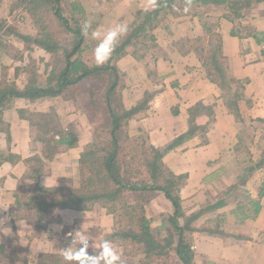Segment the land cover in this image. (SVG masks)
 <instances>
[{"label":"crops","instance_id":"0c3cea01","mask_svg":"<svg viewBox=\"0 0 264 264\" xmlns=\"http://www.w3.org/2000/svg\"><path fill=\"white\" fill-rule=\"evenodd\" d=\"M110 1L117 5H123L122 0ZM134 2L126 0L125 5L121 7L124 8V14L129 13V6L132 7ZM140 2L143 1L140 0ZM257 6L264 8V3L257 4ZM258 15H262V13L259 12ZM258 15L252 16L254 18L252 22L244 21L245 19L251 20V16L234 22L221 20V26L224 28L221 32L222 52L227 59L229 76L232 81L242 82L245 87L241 100L238 102L239 111L237 114L226 106L221 91L210 82L206 69L203 67L202 58L193 48H185L183 44L176 50L173 45L169 49L165 48L162 56L156 55L154 58L156 72H148L149 76L142 72L141 68L135 67L134 63L132 69L126 67L123 69L125 62L128 63L131 60L129 55L121 60V70L129 78L126 82V93L123 96L126 99L124 102L127 104L126 106L131 107L138 104L146 91L152 94L147 111L140 117L137 116L139 118L129 122L131 127L138 128L139 133H147L152 145L164 147L178 136L188 132L193 125L188 111L196 104L201 103L212 108L213 116L206 113L195 118V125L199 127L197 135L167 152L163 159L166 167L176 175H188L182 196L184 204L187 203L185 198L194 196L198 189L209 188V194L212 196L217 193L215 182L222 180L221 175L236 171L234 166H236L239 156L237 151L242 150V144L247 145L245 140L249 138L255 140V136H257L260 141L262 137L264 45H258L255 42L252 37L253 33H243L246 27L245 23L251 30L249 32H264V18L262 19ZM192 22L198 23L195 18ZM170 23L171 18L164 29L170 31ZM240 25H242L241 33L237 31V34L232 35V31ZM188 29L186 32L181 31L180 36L182 37L177 39V42L193 39L189 34L191 29ZM176 44L178 45V43ZM136 68L142 72V76L137 75ZM145 70L149 71V64L145 66ZM151 78L155 82H152ZM149 80L150 87L141 86L147 84ZM130 96H132L131 99ZM12 113L15 115L16 110H13ZM30 127L26 120L14 116L11 121L12 144L7 152L14 157H19L21 162H4L0 166L1 172H3L2 170L6 171L4 183L0 188V246L3 248L0 257L7 253L18 254V258L23 256L22 258L27 264H39L40 260L44 261L43 256L50 254L46 251L48 245L56 248V243L53 247L54 243L50 241L61 242L62 247H67L69 245L68 239H65L67 231L74 229L83 221L90 219L91 216L88 215V212L72 209L58 210L57 223L40 226L35 210L22 206L24 203L21 201V206L17 205L20 206V209L15 208L17 199L21 200L25 195L32 196L34 188L37 186L36 182L26 178L28 173L26 161L36 157V160L42 162L44 167L47 162L42 154L41 144L37 141L39 139L32 137ZM204 128L206 130L203 131ZM2 139L4 144L0 146L4 149L7 146V138L3 136ZM262 147V145L259 146V151L252 150L251 152L254 161L256 158H260L261 161L257 163L258 165H254L251 170L253 172L244 186L248 197L244 201H240L249 216L252 212L250 202H259L258 214L252 215L253 217L248 218L244 223L238 224L235 221V216L229 215L230 211H228V215L225 213L222 215V218L225 219L222 228L223 234L210 235L196 232L197 240H194L195 264H264V185H260L264 184V151L261 150ZM81 153L82 149L79 146L63 150L60 155L56 156V160L48 162L50 173L40 176L39 186H57L54 183L58 178L57 175L55 178L54 173H59V167L56 166L67 159L73 160V163L71 166L63 165V167L70 174L76 173ZM245 153L243 152V154ZM58 175L60 176V174ZM22 178L25 180L23 185H20L19 181ZM227 188L226 185V188L224 187L226 192L222 194V198L227 199L225 196H231L232 199V193ZM202 196L199 197L202 198ZM215 197H205L200 199L197 204L195 201L194 203L191 201L193 198H189V204L195 206L200 203H215L218 200H214ZM206 198L209 200L211 198V201ZM236 205L235 200H231L225 208L205 217L211 218L214 214H223L222 212H227L231 206H234L235 209ZM205 217L201 219L205 220ZM40 244L43 247H40Z\"/></svg>","mask_w":264,"mask_h":264},{"label":"trees","instance_id":"16d2710c","mask_svg":"<svg viewBox=\"0 0 264 264\" xmlns=\"http://www.w3.org/2000/svg\"><path fill=\"white\" fill-rule=\"evenodd\" d=\"M20 1H23L24 9L31 11L32 15L36 17V21H41L35 15L37 13L36 5L46 2L45 4L50 7L48 11L55 12V18L61 20L70 33L78 38L74 36L77 43L70 49H65L64 67L59 71L52 70V75H50L52 78L48 79L46 85L41 86L33 81L24 90H18L14 86L0 84V131H5L6 136L10 137V124H7L3 114L6 110L12 109L15 100L57 97L68 88L93 77L94 81L104 87L103 105L108 114L106 130H102L81 153L79 173L85 181L81 189L37 186L29 201L22 206L34 209L40 223H43L44 216L53 212L54 209L87 212L96 207L104 208L120 223L121 234L119 235L122 239L134 246L136 252H141L145 256L143 263L195 264V242L189 233L223 234L222 224L225 219L222 218V215L224 213L214 214L211 218L205 216L225 208L231 200L235 199L221 197L215 203L207 202L195 213L186 214L182 206L181 195L186 186L188 175H176L166 167L163 159L167 152L197 135L199 127L195 125V118L206 113L213 116L212 108L198 103L189 109L192 128L164 147L149 145L142 137L134 140L126 131L129 121L139 118L147 111L152 94L146 91L138 104L131 107L125 106L123 91L126 88V83H123V78L126 75L117 67V62L121 57L133 53V49H146L149 44L148 42L143 43L142 39L155 42V36L152 33L154 29L169 15L178 14L175 10L183 4H187L191 8L202 7L207 11H210L213 6L223 11L222 16H219L220 21L225 19L234 22L246 17L248 10L257 4L264 3V0H157L152 10L137 12L136 18L129 25L128 34L119 40L110 60L100 66H90L81 59L79 53H81V46L84 43V36L79 26L80 22L77 24V29L75 27L69 29L68 19L61 14V0ZM191 16H203V13L193 11ZM39 23L41 38L33 40L47 52L57 53L59 45L53 40L49 28L43 22ZM1 27L3 26L0 24ZM203 27L205 34L211 32L208 24H204ZM235 34L237 32L232 31V35ZM214 36L210 34L212 38H210L211 46L208 49V54H205L204 48L202 49L204 53L203 67L206 69L210 82L221 91L226 106L237 114L239 111L238 102L241 100L245 87L242 82L232 81L228 73L227 59L222 52V40L218 37L219 35ZM252 37L258 45H264V32L254 31ZM198 40L205 42L206 37L198 38ZM229 96H233V99H230ZM227 97L229 98L227 99ZM116 102L120 103L118 108L115 106ZM19 112L23 113L24 111L19 110ZM37 126L41 132L39 142L42 144V154L48 160L53 158L56 151L60 152L63 149L78 146L79 137L73 132L65 131L60 127L50 128L47 123H39ZM204 130L206 129L204 128ZM56 136L58 137L56 138ZM16 158L7 150H0V165L4 162H15ZM35 180L37 181L38 178L36 177ZM126 192L137 194V200L132 204L128 203ZM154 194L164 196L172 205L170 214L163 216V219L166 218L164 226L160 227H153L156 216L155 214L149 216L146 209V205L152 200ZM17 202L21 206L20 200ZM251 209L252 212L249 216L239 201L236 208L228 214H233L236 223L242 224L248 218L258 214L259 202L251 201ZM203 217H205L204 223L199 226L195 225ZM2 249L0 246V252Z\"/></svg>","mask_w":264,"mask_h":264},{"label":"rangeland","instance_id":"374dc122","mask_svg":"<svg viewBox=\"0 0 264 264\" xmlns=\"http://www.w3.org/2000/svg\"><path fill=\"white\" fill-rule=\"evenodd\" d=\"M135 1L131 6H129V13L124 14L123 9L121 8L125 5L126 0H122L123 5L114 4L113 1L107 0H61V7L62 12L61 14L68 19L69 29L70 27L73 29L74 27L77 29V24L80 22V28L82 27L85 22L91 24L93 28L97 25H104L106 28L110 26H114L117 23L124 22L128 25L136 18L137 12L139 10H152L157 0H133ZM20 2L22 3L20 5ZM124 2V3H123ZM46 2L39 3L36 5V12L35 15L39 17L41 21H36V17L32 15V12L29 10L24 9V3L20 0H0V24L3 26L0 28V84H7L18 88V90H24L31 82L35 81L38 85H46L50 77L52 70L56 69L59 71L64 67L65 61V49H70L74 46L75 40L70 30L66 27V25L55 18L54 13L48 11L50 8L48 5L45 4ZM143 6V7H141ZM126 7V6H125ZM188 9L185 11V9ZM122 9V12H121ZM132 9V10H131ZM211 10L207 11L202 7L194 6L193 8L189 7L187 4H183L180 8L175 10L176 15L174 13L169 15L165 18L160 25L154 29L152 32L155 36V42L149 41L148 39H142L143 43L148 42L149 46L145 48H140L136 50H132L133 53L128 54L127 56L131 59L128 63L125 62L123 65V69L130 68L132 69V65L138 69L141 68V71L144 72L146 75L148 72H156V61L154 58L156 55L158 57L164 54V49H169L171 45L176 49H179L180 45H184V47H191L196 50L199 56L204 61V53L202 49L204 48L205 54H208V49H210L211 41H210V34L219 35L218 37H222L221 32L224 30L223 26H221V21L219 20V16L221 17L223 11L219 10L218 8H210ZM33 10V11H35ZM84 11V13H83ZM193 11L203 13V16H195L194 18L197 19L198 23L194 24L191 18V13ZM259 12L262 15H258ZM255 13V14H254ZM258 13V14H256ZM258 15L261 16L262 19L264 18V8H259L257 5L253 6L251 10L246 12V16H251V20H244V21H253L254 18L252 16ZM170 31L169 29H164L165 25L170 21ZM240 20V19H237ZM243 20V18H242ZM44 23L51 32V36H53V40L56 41L59 45V50L57 53H49L44 51V49L39 46L33 39L41 38V30L38 23ZM186 22V23H183ZM39 23V24H40ZM204 24H208L211 28V32L204 31ZM245 28L243 33H254L249 32L251 31L248 28V25L245 23ZM161 28V29H160ZM189 28V29H188ZM242 25L238 28L234 29V32L241 33ZM186 29L190 30L189 34L193 39H188L187 41H176L177 39H181L180 36L181 31H185ZM226 29V28H225ZM159 31V32H158ZM205 35V36H204ZM84 36V35H83ZM214 36V37H215ZM30 39H25V38ZM77 37V36H76ZM206 37L205 42L197 41L198 38ZM78 38V37H77ZM217 38V37H216ZM186 39V38H183ZM218 40V38H217ZM222 40V38H221ZM197 41V42H196ZM141 42V43H142ZM95 41L84 36V43L81 46V53L80 57L85 63L90 66L96 65L93 59V48L95 47ZM178 43V45L176 44ZM165 47H164V46ZM42 49V50H41ZM126 57V56H125ZM125 57H121V59L117 62V67L121 70V60ZM132 61V62H131ZM124 62V61H123ZM132 63V64H131ZM149 64V71L145 70V66ZM228 65V64H227ZM136 68V69H137ZM136 70L137 75L140 77L142 76V72ZM122 71V70H121ZM149 76V74H148ZM94 77L79 83L76 86H72L65 90L60 96L57 97H44L38 98L37 100H28V99H17L15 100L14 106L12 109H8L4 112L3 118L10 124V140L8 141V136L5 131H0V145L4 144L2 141L3 136L7 138V146L6 148H1L0 150L8 151V148L11 147V121L12 119L18 116V118L26 120L29 125L31 126V133L32 137L40 138L41 132L37 126V124H49L50 128L53 127H60L61 129L69 132H73L79 137L78 146L82 149V152L85 151V147L93 141L97 137L98 134L103 130H106V123L108 121V114L105 106L103 105L104 98L103 91L104 87L100 83L94 81ZM129 78L125 76L123 78V83H126ZM152 82H155L154 79L151 78ZM122 83V84H123ZM242 85H244L242 83ZM144 88L150 87V80L147 84L141 85ZM142 90V89H141ZM140 91V89H139ZM126 93V88L123 91V96ZM132 96H130L131 99ZM230 97V96H229ZM227 97V99L229 98ZM233 99V96L230 97ZM125 102V98H123ZM123 102V103H124ZM130 103V100H129ZM125 104V103H124ZM120 103L116 102L115 106L118 108ZM127 104H125L126 106ZM130 107V106H129ZM16 110V114L14 115L12 112ZM19 110H23V113H20ZM10 121V122H9ZM31 121V123H30ZM131 121V120H130ZM129 121V122H130ZM263 125V132L261 133L262 137L260 141H258L257 136L255 140L248 139L245 140L247 145L242 144L243 148L240 151H237V161L235 172H231L229 174L221 175L222 180H217L215 182V187L217 193H214V200L223 197L222 194L225 193L224 187L230 193H232V197L235 198V203L239 201H244L248 194L244 191V186L251 176V171L254 168V165H258L257 163L261 161L260 158H256L255 161L251 157L252 150L259 151V146H263L261 150L264 151V124ZM127 133L132 139L136 138H144L149 145H152L149 141V137L147 133H139L138 128H133L130 125L126 129ZM35 135V136H34ZM37 135V136H36ZM51 135V134H50ZM107 136V135H105ZM58 136H56L57 138ZM253 138V137H252ZM39 141V140H37ZM100 141V140H98ZM40 143V142H39ZM41 144V143H40ZM77 146V147H78ZM42 150V144L40 146ZM76 148V147H75ZM74 149V148H70ZM66 150V149H63ZM61 150L56 151L52 159H46L47 161L44 165L42 162H38L36 157L29 159L30 161H26V165L28 167L27 179L32 180L37 183V186L40 185V176L47 175L50 173V166H48V162L52 160H56L58 155L63 151ZM68 150V149H67ZM240 152V153H238ZM243 152H246L243 154ZM248 154V156H247ZM81 157V154H80ZM80 161V158H79ZM21 162L20 158L17 157L15 162L11 163H18ZM73 160L67 159L63 163H58L56 167L58 168V172H55V178L57 175V188H65V189H81V186L85 183L84 177L81 176L79 173V162L78 168L76 173L73 174L68 173L66 169L63 167L71 166ZM1 166V165H0ZM63 167V168H62ZM71 169V168H70ZM63 170V171H62ZM0 171V188L3 185L6 174L5 170ZM10 174V173H9ZM60 174V176L58 175ZM35 175V176H34ZM36 177L38 180L36 181ZM21 180V179H20ZM24 178H22L20 185H23ZM39 181V182H38ZM264 182V181H263ZM42 183V182H41ZM26 184V183H25ZM229 185V186H228ZM264 185V184H260ZM36 186V187H37ZM35 187V188H36ZM41 187V186H39ZM34 188V189H35ZM35 192V190H34ZM126 201L130 204L134 203L138 196L133 192H126ZM203 195L202 198L199 196ZM183 196V192L181 197ZM213 196L209 194V188L198 189L195 191L194 196L186 197V204L183 202L182 198V206L185 210V213L190 215L198 211L202 206L206 205L205 203H200V205H193L189 204L190 199L193 198L191 201L197 202L200 199H204L205 197ZM231 196H225V198H230ZM30 196L25 195L20 200L21 203H26L29 201ZM211 198H206L207 200L211 201ZM140 199V198H139ZM16 200V199H15ZM19 200V199H17ZM239 200V201H238ZM17 208L18 202L15 203ZM202 204V205H201ZM235 206V205H234ZM234 206L228 208V211L234 209ZM20 207V206H19ZM17 209H20V208ZM28 207V206H27ZM22 208V207H21ZM32 209V208H31ZM147 214L151 216L155 214L156 219L153 222V227H160L164 226V222H166V218L163 219V216L169 215L172 209V205L168 200L162 197L160 194H154L152 200L146 205ZM30 210V209H27ZM34 210V209H32ZM64 210V209H63ZM66 210V209H65ZM26 211V210H25ZM31 211V210H30ZM61 211V210H60ZM35 212V211H34ZM88 215L91 216L90 219L85 220L77 225L74 229L67 231L65 234V239H68L67 242L70 243L69 233H73L77 230L82 229L84 232L89 234L90 236L94 237V248L99 249L101 242L104 239H108L113 242L114 246L118 250L120 257H121V264H145L144 262V255L141 252H136V248L134 246L129 245L126 243L124 239L119 235L121 231L119 229L120 223L115 220L112 214H109L106 209L101 207H96L92 211H87ZM37 218L38 214L36 212ZM44 222L40 223L41 225L48 226L49 224L57 223L58 222V210L54 209L53 212L44 216ZM39 221V218H38ZM204 223V219L198 220L195 225H201ZM48 224V225H47ZM156 225V226H154ZM224 226V222L222 224V228ZM165 228V227H164ZM77 229V230H76ZM12 235V234H11ZM10 235V236H11ZM193 240H197V236L195 233H189ZM9 236V238H10ZM8 238V239H9ZM38 239V238H37ZM64 239V240H65ZM53 247L56 243V248H52L48 245L47 250L50 254L41 256L45 264H65L62 259V254L60 249L65 247L61 246V242H53ZM66 242V241H65ZM67 246V245H65ZM40 247H43L40 244ZM89 254H92L95 250L90 247ZM17 255V256H16ZM11 254L7 253L3 255L0 264H24V258L19 257L18 254ZM34 257V256H33ZM32 257V258H33ZM42 260H40L39 264H43ZM27 263V262H26ZM158 264V262H155Z\"/></svg>","mask_w":264,"mask_h":264},{"label":"clouds","instance_id":"9594fccd","mask_svg":"<svg viewBox=\"0 0 264 264\" xmlns=\"http://www.w3.org/2000/svg\"><path fill=\"white\" fill-rule=\"evenodd\" d=\"M188 9L186 8L185 11ZM129 32V25L124 22L105 27L97 25L95 28L88 22L82 27V35L95 41L93 59L100 66L110 60L119 40ZM70 243L60 249L65 264H121V257L113 242L104 239L99 249L94 248V237L82 229L69 233ZM95 251L89 254V248Z\"/></svg>","mask_w":264,"mask_h":264}]
</instances>
